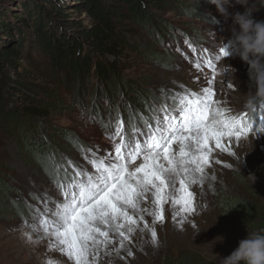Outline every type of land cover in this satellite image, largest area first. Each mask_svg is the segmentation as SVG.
Listing matches in <instances>:
<instances>
[{
  "label": "rangeland",
  "instance_id": "1",
  "mask_svg": "<svg viewBox=\"0 0 264 264\" xmlns=\"http://www.w3.org/2000/svg\"><path fill=\"white\" fill-rule=\"evenodd\" d=\"M18 1L0 0V7ZM232 3L229 11L244 10L234 0ZM249 7L254 19L264 20V0H249ZM151 13L149 18L141 15L121 20L114 34L117 49L112 55H103L116 65L112 77L98 80L81 75L79 92L75 85L78 79L67 74L62 83L55 81L51 60L33 56L32 61L41 66V72L59 91L55 90L54 96L39 95V107L44 112L28 122L32 128L30 140L43 141L47 145L43 151L19 141L18 134L7 129V119L0 115V264H75L59 251V245L51 246L54 238L43 235L37 210L42 213L46 203L36 194L62 200L63 190H57V182L67 186L78 179L80 171L94 173L96 158L114 156L118 124L125 139L137 130L146 133L149 125H155L158 108L162 116L164 107L173 103L178 107L184 94L199 95L209 87L219 102L215 106L227 109L228 115L245 113L253 131L239 141L233 139L226 152L213 146L217 156H210L212 166L205 167L203 182L189 184L194 193V212L173 219L179 206L170 199L164 205V221L153 224L151 212L155 209L149 196L140 204L148 211L130 213L138 225L133 233L126 232L129 239L110 231L111 242L90 253L89 261L159 264L165 255L190 252L222 264L223 257L247 232L257 231L256 225L264 218V133L257 131L264 127L260 119L264 116V95L256 73L229 44L232 22L225 20L209 0H166L165 6ZM79 18L85 25L90 23L85 13ZM222 47L229 53L225 57L219 52ZM141 100L146 107L140 105L137 113L129 109L132 102L140 104ZM47 159L53 174L48 172ZM151 227L157 232L155 244ZM217 235L224 237L222 242L215 243Z\"/></svg>",
  "mask_w": 264,
  "mask_h": 264
},
{
  "label": "snow or ice",
  "instance_id": "2",
  "mask_svg": "<svg viewBox=\"0 0 264 264\" xmlns=\"http://www.w3.org/2000/svg\"><path fill=\"white\" fill-rule=\"evenodd\" d=\"M219 52L224 57L229 54L226 47ZM214 96L210 87L199 95L184 94L179 106L173 103L164 107L162 116L157 109L155 125H149L146 133L137 130L126 139L118 124L115 136L119 142L114 156L96 158L94 173L80 171L78 179L67 186L57 182V190H63L62 200L46 193L36 194L46 203L42 213L37 210V222L44 236L54 238L51 246L59 245V251L75 264H90V253L95 254L100 245L111 242L110 231L117 232L123 240L129 239L126 232L133 233L138 225L130 213L148 211L140 204L149 196L155 209L151 212L153 224L164 221V205L170 199L179 206L173 219L194 212V193L189 184L203 182L213 145L226 152L233 139L239 141L253 131L245 113L228 115L227 109L215 106L219 102ZM260 119L264 121V116ZM257 131L264 133V127ZM139 219L143 220V215ZM144 228H149L146 222ZM150 230L155 244L157 232L155 227Z\"/></svg>",
  "mask_w": 264,
  "mask_h": 264
},
{
  "label": "trees",
  "instance_id": "3",
  "mask_svg": "<svg viewBox=\"0 0 264 264\" xmlns=\"http://www.w3.org/2000/svg\"><path fill=\"white\" fill-rule=\"evenodd\" d=\"M165 4L166 0H19L9 7L1 6L0 115L7 119V129L15 131L22 143H30L42 151L46 149L43 141L30 140L32 128L28 122L35 121L44 112L39 107L42 99H37L38 96H54L59 89L41 72V66L32 61L34 55L51 60L55 81L62 83L67 74L78 79L75 85L79 92L81 75L98 80L112 77L116 65L103 55H112L117 49L114 34L121 20L141 15L149 18L153 16L152 9L158 10ZM82 13L88 17V25L79 18ZM142 101L137 102L138 106L132 102L129 109L137 113L140 105L146 107ZM47 166L53 174L48 159ZM248 211L254 216L253 210L248 208ZM260 221L257 231L264 230V218ZM159 264L215 263L199 254L182 252L165 255Z\"/></svg>",
  "mask_w": 264,
  "mask_h": 264
},
{
  "label": "clouds",
  "instance_id": "4",
  "mask_svg": "<svg viewBox=\"0 0 264 264\" xmlns=\"http://www.w3.org/2000/svg\"><path fill=\"white\" fill-rule=\"evenodd\" d=\"M209 2L217 7L225 20H231L232 35L229 44L241 60L249 65L250 70L256 73L260 93L264 95V20L253 18L254 11L249 7V0H234V4L244 7L243 11H229V8L234 7L232 0H209ZM254 180L253 174V182ZM199 232L200 230H197V233ZM216 237L219 239H215ZM216 237L215 243L224 239L221 235ZM241 262L264 264V230L247 232L246 237L238 242V246L222 260V264H241Z\"/></svg>",
  "mask_w": 264,
  "mask_h": 264
},
{
  "label": "bare ground",
  "instance_id": "5",
  "mask_svg": "<svg viewBox=\"0 0 264 264\" xmlns=\"http://www.w3.org/2000/svg\"><path fill=\"white\" fill-rule=\"evenodd\" d=\"M217 107H221V106H217ZM222 108H223V107H222ZM213 146H214V145H213ZM210 156H212V158H213V157H215V156H217V155H216L215 152H212ZM212 160H213V159H212ZM210 166H212V164H211V165H208V167H210Z\"/></svg>",
  "mask_w": 264,
  "mask_h": 264
}]
</instances>
